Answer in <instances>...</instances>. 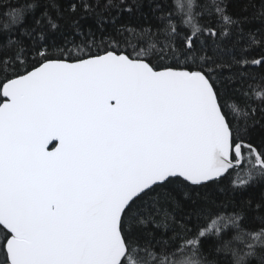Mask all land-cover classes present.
I'll list each match as a JSON object with an SVG mask.
<instances>
[{"label":"snow or ice","instance_id":"obj_1","mask_svg":"<svg viewBox=\"0 0 264 264\" xmlns=\"http://www.w3.org/2000/svg\"><path fill=\"white\" fill-rule=\"evenodd\" d=\"M125 3L44 0L36 15L37 0H5L0 10V264H193L197 254L233 264L209 259L219 252L264 264V227L245 231L240 215L204 226L213 209L195 206L171 237L142 230L169 228L167 211L153 213L161 196L188 197L236 169L241 187L264 177V109L244 90L245 70H264V37L225 0H202L199 12L193 0L177 3L190 32L158 0H132L161 13L144 35L163 41L129 53L125 25L116 27L120 12H133ZM26 14L31 23L18 27ZM69 20L78 55L56 42L72 43L60 23ZM209 40L212 56L202 54ZM237 47L238 58L221 55Z\"/></svg>","mask_w":264,"mask_h":264},{"label":"trees","instance_id":"obj_2","mask_svg":"<svg viewBox=\"0 0 264 264\" xmlns=\"http://www.w3.org/2000/svg\"><path fill=\"white\" fill-rule=\"evenodd\" d=\"M33 0H8V3H11L12 6H21L26 3H32ZM57 2L62 6H66L70 0H57ZM104 2V0H102ZM118 3L119 0H116ZM158 2L163 7V14L167 15L169 12L172 13L174 17V23H176L181 31L190 32L191 29L188 26L183 24V16L177 9V3L186 5L188 0H158ZM5 0H0V10L6 11V8H3ZM37 3L40 5L36 11V15L39 14V11L42 10L44 0H37ZM227 5L228 12L233 14L234 18H243L249 17L251 22L246 25L247 29H251L256 32L257 39L264 37V31H260L264 28V0H225ZM202 0H194V11L199 12L200 8L196 5H201ZM123 7H133V12L131 14L127 12H120L118 16V22L116 27H119L121 24H124V31L119 37V41L122 47H126L129 53L133 51L139 52L142 48L148 50L150 43L157 42V39L161 42L157 44V47L162 46L163 36L150 39L148 36L144 35V29H150V32L155 33L157 31V24L159 20L157 17L161 15L160 12L153 15L149 12V6L147 3H143L139 11L136 10L135 5L132 3V0H127V3ZM118 10L112 9L110 15L116 16ZM143 13V15H141ZM32 14H26V19L21 22V25L18 27H24L31 23ZM127 22V23H126ZM63 24V32L68 37L72 43L64 45L62 38H57V44L73 49V54L78 55L80 48L76 47L81 45V38L74 35L69 21H61ZM84 23H93L91 20L81 21ZM106 27L109 29L112 27L110 21L105 22ZM132 28L135 31L129 32L127 29ZM232 38H225L220 41L221 47L227 49L231 44ZM208 45V50L205 54L207 56H212V44L211 41H206ZM83 45H81L82 47ZM150 55H157V53L150 52ZM225 60L229 59L230 56H236L237 58L240 55V47L234 48L231 52L225 50L221 53ZM248 57L255 58L253 52L248 53ZM251 73V78L245 81V92L248 93L250 97L248 103L255 107L257 110L264 109V99L257 98L256 93L264 94V70L259 68L246 69L245 74ZM230 73L225 72L224 75H229ZM234 83L230 87H236ZM243 106V105H241ZM242 123V120H241ZM240 179H245L244 169H236L224 175L223 179L218 180L216 183H209L206 187L203 188H193L190 190L188 197L183 196V194L174 195V197H160V203L153 208L154 215L159 210L160 216H162L164 211H167L170 216L169 228L157 229L156 225L149 222L146 226H142V230L145 232H166L169 237L173 236L176 231V222H183L181 216H184L185 213L192 210L195 206H205L213 209V216L208 218L206 221H202L204 226L211 223V219L216 216H234L240 215L239 223L242 227L245 228V231H259L264 227V177H255L252 181H249L247 186L241 187L239 184H234L233 181H238ZM161 191V190H157ZM156 193H151L150 195L154 196ZM197 194H199L197 196ZM175 201V202H174ZM195 201V204L193 203ZM185 218H187L185 216ZM223 232H228L229 235L235 234V229L232 226L229 228L223 229ZM212 258H224L228 261H231L230 253L219 252L215 254V257Z\"/></svg>","mask_w":264,"mask_h":264},{"label":"clouds","instance_id":"obj_3","mask_svg":"<svg viewBox=\"0 0 264 264\" xmlns=\"http://www.w3.org/2000/svg\"><path fill=\"white\" fill-rule=\"evenodd\" d=\"M194 2V0H193ZM230 253V252H229ZM233 264H236V258L232 257V254L230 253ZM248 257H245V259L241 262V264H248ZM207 258L201 257L199 254L192 257L193 264H206Z\"/></svg>","mask_w":264,"mask_h":264}]
</instances>
